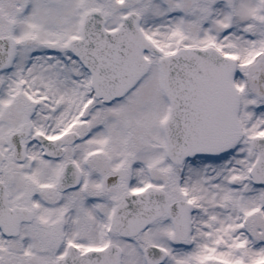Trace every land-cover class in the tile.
I'll return each instance as SVG.
<instances>
[{"label": "snow or ice", "instance_id": "1", "mask_svg": "<svg viewBox=\"0 0 264 264\" xmlns=\"http://www.w3.org/2000/svg\"><path fill=\"white\" fill-rule=\"evenodd\" d=\"M0 264H264V0H0Z\"/></svg>", "mask_w": 264, "mask_h": 264}]
</instances>
